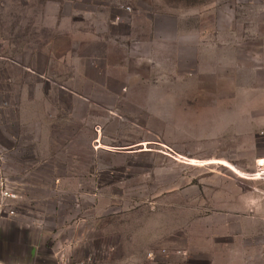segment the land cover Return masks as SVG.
Segmentation results:
<instances>
[{"label": "rangeland", "instance_id": "obj_1", "mask_svg": "<svg viewBox=\"0 0 264 264\" xmlns=\"http://www.w3.org/2000/svg\"><path fill=\"white\" fill-rule=\"evenodd\" d=\"M118 1L123 3L120 8L132 11L125 5L134 0ZM148 1L160 9L184 12L185 26L192 28L191 41L233 39L240 48L254 52L264 42V0ZM71 2L0 0V178L22 196L11 219L24 220L23 230L36 239L34 249L17 244L1 256L12 264H44L51 259L52 264H264L263 237H255L252 243L254 259H248L244 237L246 218L262 215L264 161L243 169L230 162L197 161L200 144L212 132L185 130L182 125L172 129L166 122L170 100L141 98L132 82L131 97L97 94L79 101L78 115H67L65 110L57 116L61 130L26 127L28 122L57 120L52 112L55 105H69V100L54 95L33 99L21 80L24 74H39L37 65L31 70V58L49 37L48 27L55 18L65 15L64 26H86V20L78 23L73 5L67 4ZM216 20L224 27H235L238 35L217 36L210 30L201 35L193 29L213 28ZM219 62L206 58L181 64L179 69L193 74L202 69L206 79L227 80L229 62ZM219 65L223 70L216 75L214 68ZM222 81L219 86L205 83V91L213 93L205 102L224 90ZM31 85L35 92L49 89L48 84ZM166 85L162 84L163 90ZM199 101L204 102L195 100ZM174 102L181 108L184 100ZM215 175H225L228 183L218 185ZM58 176H63L60 183ZM201 178L206 184H200ZM91 190L93 201L87 199ZM72 218H88L95 225L93 242L83 244L74 259L68 253L69 237L62 242L55 239ZM103 224L107 225L104 237ZM231 228L243 237L233 242ZM65 230L63 234L69 235L71 229ZM31 255L41 262L31 260Z\"/></svg>", "mask_w": 264, "mask_h": 264}, {"label": "crops", "instance_id": "obj_2", "mask_svg": "<svg viewBox=\"0 0 264 264\" xmlns=\"http://www.w3.org/2000/svg\"><path fill=\"white\" fill-rule=\"evenodd\" d=\"M70 2L67 4L73 5V14L79 16L78 23L86 20V26H64L65 15L55 18L53 26L48 27L49 37L45 38V43L39 46L37 54L31 58L33 63L30 67L37 65L40 68L39 74H24L21 80L33 99L36 95L44 98L54 95L56 99L69 100L68 107L55 105L52 112L56 119L65 110L67 115H78L79 101L83 103L97 94L115 99L131 97V83L134 82L137 91L142 93L139 97L170 100L166 122L174 126L172 129L182 125L185 130L212 132L209 134L210 139L205 136L204 142L201 141L197 161L220 164L230 162L240 169L248 166L253 168L256 162L264 161V42L257 45L259 51L263 52L257 49L254 52L240 48L241 44L233 39L223 41L220 38L213 43L191 41L192 28L185 26L182 19L184 12H178L174 7L160 9L155 2L148 0H134L133 4L125 5L132 7L129 12L120 8L118 0L111 3L104 0ZM84 16L85 19L82 18ZM193 29L201 35L209 30L217 36L224 32L231 36L238 35L235 27H224L217 20L213 28ZM206 58L215 59L219 63L229 62L230 77L224 81L221 77L220 80H212L201 74L202 69L198 70V74L179 69L181 64L191 61L197 63ZM164 67L166 70L161 72L160 69ZM34 68L31 70L34 71ZM63 68L65 72H62ZM59 69L60 74L57 73ZM214 69L216 75L223 70L220 65ZM221 81L226 84L224 90H217L214 98L205 102L213 94L205 91V83L213 82L219 86L218 82ZM35 82L48 84L49 89L41 88L35 92L31 85ZM163 83L168 84L165 90L162 89ZM176 83L183 85L176 87ZM193 84H197V87ZM50 91H53L52 94ZM175 99L184 100L181 108L175 106ZM197 99L204 102L197 103ZM29 125L38 126L43 131L62 129L58 119L33 124L28 122L26 127ZM241 162H249L250 165L242 166ZM62 178L58 176L56 181L60 183ZM215 178L217 182L219 180L218 185L221 183L223 186L229 180L225 175H215ZM203 183L206 184L205 178L200 179V184ZM89 196L93 201L92 190L87 191V199ZM74 201L77 202V199L74 198ZM261 207L262 215L245 220L247 235L244 237L248 242V259L255 257L252 244L255 237L262 236L264 239V205ZM60 210L63 211L62 208ZM24 224L21 219L0 218V253L14 250L17 244H25L34 249L32 243L36 239L33 240L32 235L23 230ZM94 227L88 218H72L68 225L61 226L60 234L55 239L62 242L63 238L69 237L68 253L74 259L83 244L93 242ZM106 227L103 224V237ZM67 228L71 229L69 235L63 234ZM235 233V228H231L230 238L233 242L243 237ZM106 235L109 236L108 233ZM1 255V263L12 264ZM262 255L264 259V252ZM31 260L40 261L33 255ZM53 261L46 260L44 264H52Z\"/></svg>", "mask_w": 264, "mask_h": 264}, {"label": "built area", "instance_id": "obj_3", "mask_svg": "<svg viewBox=\"0 0 264 264\" xmlns=\"http://www.w3.org/2000/svg\"><path fill=\"white\" fill-rule=\"evenodd\" d=\"M21 199L18 190L6 178H0V218L14 217L16 205Z\"/></svg>", "mask_w": 264, "mask_h": 264}]
</instances>
